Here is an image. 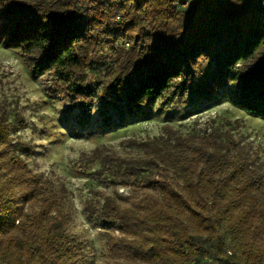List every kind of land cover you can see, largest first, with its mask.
<instances>
[{"label":"trees","instance_id":"trees-1","mask_svg":"<svg viewBox=\"0 0 264 264\" xmlns=\"http://www.w3.org/2000/svg\"><path fill=\"white\" fill-rule=\"evenodd\" d=\"M0 45L68 96H90L84 72L109 54L104 90L124 106L119 119L185 96L264 119V0H0ZM229 138L146 142V158L101 162L115 189L87 208L108 258L264 264V168ZM25 152L0 123V264H85L62 190Z\"/></svg>","mask_w":264,"mask_h":264},{"label":"rangeland","instance_id":"rangeland-1","mask_svg":"<svg viewBox=\"0 0 264 264\" xmlns=\"http://www.w3.org/2000/svg\"><path fill=\"white\" fill-rule=\"evenodd\" d=\"M109 56L98 57L84 72L90 96H68L53 73L34 75L19 52L0 45V123L12 142L24 144L21 157L28 167L62 190L70 211L68 230L84 247L85 264H132L108 258L103 232L87 208L98 207L115 189L109 175H100L101 162L146 158L150 150L141 143L168 142L169 147L174 137L215 131L223 139L230 136L237 150L251 154L264 168V119L246 115L221 98L201 102L185 96L140 113L124 112L119 119L113 106H124L104 90ZM116 191L123 197L130 193L125 187Z\"/></svg>","mask_w":264,"mask_h":264}]
</instances>
